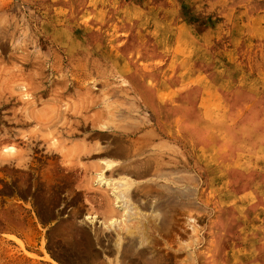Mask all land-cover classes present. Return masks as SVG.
Listing matches in <instances>:
<instances>
[{
    "label": "rangeland",
    "instance_id": "374dc122",
    "mask_svg": "<svg viewBox=\"0 0 264 264\" xmlns=\"http://www.w3.org/2000/svg\"><path fill=\"white\" fill-rule=\"evenodd\" d=\"M0 264H264V0H0Z\"/></svg>",
    "mask_w": 264,
    "mask_h": 264
},
{
    "label": "bare ground",
    "instance_id": "6f19581e",
    "mask_svg": "<svg viewBox=\"0 0 264 264\" xmlns=\"http://www.w3.org/2000/svg\"><path fill=\"white\" fill-rule=\"evenodd\" d=\"M14 60V59H13ZM82 82V81H81ZM79 83V82H78ZM28 91V90H27ZM26 93V92H25ZM28 94V93H27ZM27 94H25V95H27ZM6 97V96H5ZM5 100V99H4ZM50 104V103H49ZM53 104V103H52ZM51 104V105H52ZM46 106H50V105H46ZM51 107V106H50ZM50 107H47V108H49L50 109ZM52 108V107H51ZM36 109V108H35ZM53 109V108H52ZM37 110V109H36ZM38 111V110H37ZM43 112H44V110H42ZM41 111V112H42ZM40 112V111H39ZM40 112V113H41ZM54 112V111H53ZM56 112V111H55ZM41 115V114H40ZM40 115H39V113H38V120H39V117H40ZM48 115V114H47ZM51 115V114H50ZM58 115V114H57ZM36 116V115H35ZM55 116V115H54ZM57 117H60V116H57ZM79 118V117H78ZM56 119V118H55ZM60 119V118H59ZM64 120V119H63ZM102 120V119H101ZM27 121V120H26ZM41 121V120H40ZM54 121V119L52 120V122ZM42 122H44V121H42ZM51 122V121H50ZM68 123H69V121H68ZM48 124V123H47ZM100 124V123H99ZM107 124V123H106ZM51 125V124H50ZM73 125V124H72ZM101 125L103 126V127H105L106 125L104 124V122L103 123H101ZM48 126V125H47ZM46 126V127H47ZM56 126H57V124H56ZM55 126V127H56ZM64 126V125H63ZM62 126V127H63ZM44 128H45V126H43ZM54 127V128H55ZM33 129V128H32ZM109 129V128H108ZM31 130V129H30ZM53 130V129H52ZM91 130H92V128H91ZM94 130H95V128H94ZM35 131V130H34ZM39 131V130H38ZM38 131H36V132H38ZM112 131V130H111ZM43 132V131H42ZM59 132V131H58ZM95 132H97L98 133V135H103L104 133H105V130L103 131L102 129H101V131H95ZM31 133V132H30ZM70 133V132H69ZM72 133V132H71ZM115 133V132H114ZM38 134V133H37ZM41 134H43V133H41ZM41 134H39L38 136H40ZM45 134V133H44ZM117 134V133H116ZM35 135V134H34ZM33 135V136H34ZM46 135V138L48 137L47 135L48 134H45ZM45 135L44 136H42L41 135V137H43V138H45ZM32 136V137H33ZM50 137V136H49ZM64 137V136H63ZM93 137V136H92ZM52 138V137H51ZM61 138V137H60ZM57 139V138H56ZM69 139V138H68ZM7 140V139H6ZM34 140H36V139H34ZM46 140V139H45ZM4 141V140H3ZM2 141V142H3ZM61 141V140H60ZM65 141H67V139L65 140ZM25 142V141H24ZM73 142H74V140H73ZM54 143H56L57 144V142L55 141ZM53 143V144H54ZM81 143V142H80ZM25 144V143H24ZM48 144V143H47ZM51 144V143H50ZM71 145H72V143H71ZM73 145H75L74 143H73ZM83 145V144H82ZM35 146H37V142H36V144H35ZM68 146V145H67ZM78 146V145H77ZM85 146V145H84ZM84 146H83V150H84ZM53 147V146H52ZM63 147V146H62ZM62 147L60 146V150L61 151H63L62 150ZM64 147H66V145L64 146ZM74 147V146H73ZM73 147H71V146H69V148L68 147H66V148H68V149H66V150H70V148H73ZM81 148V147H80ZM83 150H82V152H83ZM57 151V150H56ZM61 151H59V152H61ZM73 151H74V148H73ZM148 151V150H147ZM6 152H8V151H6ZM76 152V151H75ZM81 152V153H82ZM122 152V150L119 148V150H116V151H114L113 152V154H120ZM65 153V152H64ZM66 153H68V152H66ZM71 153H72V151H71ZM70 153V154H71ZM54 154H56V153H54V152H51V154L50 155H54ZM62 154V153H61ZM64 155V154H63ZM134 155V154H133ZM119 156V155H118ZM1 157H3V156H1ZM39 157V156H38ZM56 157V156H55ZM114 159V158H113ZM114 164V161L113 160H108V161H106L105 163H104V167H110V166H112ZM18 165H20L19 163H18ZM17 165V166H18ZM84 165V164H83ZM85 166V165H84ZM103 166V165H102ZM121 166V165H120ZM121 167H123V166H121ZM127 167V166H126ZM132 167V166H131ZM117 168V167H116ZM115 168V169H116ZM141 168V167H140ZM118 169V168H117ZM115 171V170H114ZM99 174V173H98ZM2 175V174H1ZM99 178H100V180H103L104 179V177H103V175L102 174H100L99 175ZM124 178V177H123ZM97 182V181H96ZM99 182V181H98ZM125 185L123 182L121 183V182H118V183H116L115 185L118 187V186H121V185ZM128 190H129V188L127 189V190H125V188H123L122 190L120 189L119 191H117L116 192V195H117V198H118V203H121L122 205H124V206H126L127 207V205H128V207H129V204H128V200H127V198H128V196H129V193H128ZM44 193V192H43ZM119 205V204H118ZM125 208V207H124ZM122 209H123V207H122ZM159 226V225H158Z\"/></svg>",
    "mask_w": 264,
    "mask_h": 264
}]
</instances>
